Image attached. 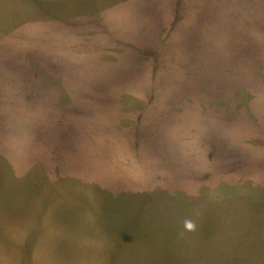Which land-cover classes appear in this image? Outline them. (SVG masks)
<instances>
[{"label":"rangeland","instance_id":"rangeland-1","mask_svg":"<svg viewBox=\"0 0 264 264\" xmlns=\"http://www.w3.org/2000/svg\"><path fill=\"white\" fill-rule=\"evenodd\" d=\"M115 2L0 0V61L36 80L0 72V264H264V170L220 174L207 152L264 159L263 37L250 42L261 68L229 94L245 108L236 115L228 94L188 81L172 59L181 36L160 21L147 47L161 63L144 67L130 50L128 70L121 26L140 43L151 30L144 17L104 14ZM118 69L132 78L121 88L105 83Z\"/></svg>","mask_w":264,"mask_h":264},{"label":"trees","instance_id":"trees-1","mask_svg":"<svg viewBox=\"0 0 264 264\" xmlns=\"http://www.w3.org/2000/svg\"><path fill=\"white\" fill-rule=\"evenodd\" d=\"M140 1L145 7L143 13H132L129 5L130 0H116L114 4L104 10V14L107 11L111 17L114 16L117 19L124 18L127 12L129 18L133 21L139 20L141 24H143L144 17L147 27L151 30L150 34L146 33L149 37L144 38L143 43H140L141 32L139 30L131 24L121 26V32L129 36L127 39L117 40L118 52L122 54L121 60H126V68L131 70L137 66L133 55H130V50L133 53H138L140 64L144 67L146 65L157 67V63H161L159 54H155L152 49L147 47L148 43H153L152 37L157 33L161 24L158 21H160L164 24V29L171 30L173 34L181 36V39L176 40L177 44L174 50L175 52L178 49V55H174L175 57L172 59L183 69L188 81L196 88L198 86L195 84L198 85V82H201L200 89H198L204 90L205 94L215 99L223 98L228 94L225 99L229 100L225 107L236 115L241 109H245L236 104L237 100L234 97L229 98V94L237 86L242 88L243 81L251 78L254 69L256 71L261 68L262 61L256 57L251 48L254 45H251L250 42H252L253 33H259L264 39V0H173L176 6L169 14L163 9L165 0ZM41 5L49 9L46 10L47 13L54 8V4L47 1ZM56 18L57 21L63 22L61 18ZM89 21L88 28L103 27L101 26L102 21ZM144 33L143 31L142 34ZM16 66L19 67L17 80L36 82V80L29 79L28 65L11 62L0 61V72L5 71L1 77L10 76L11 69ZM248 67L249 73H247ZM122 68L125 69L123 66ZM123 69L109 74L105 83L115 84L116 88L125 86L132 78L128 77ZM154 71L156 70L153 69ZM91 92L97 94L99 90L92 86ZM16 101L20 102L18 98ZM26 109H30L35 116L42 113L38 106ZM209 110H214V106L207 107V114H210ZM207 152L208 158L213 161V165L220 174H242L247 171L264 170V159L252 162L246 155L234 150H227V148H224L221 154H216L217 156H214L213 148L211 152L207 148ZM154 153L160 165H170L165 161L167 156ZM56 167L59 165L56 164ZM103 191L125 195L123 188H109ZM112 200L115 202L122 199L112 198ZM102 202L101 208L103 207ZM160 261L159 264H167L163 260Z\"/></svg>","mask_w":264,"mask_h":264},{"label":"clouds","instance_id":"clouds-1","mask_svg":"<svg viewBox=\"0 0 264 264\" xmlns=\"http://www.w3.org/2000/svg\"><path fill=\"white\" fill-rule=\"evenodd\" d=\"M188 227H189V228H191V227H192V225H191V224H189V225H188Z\"/></svg>","mask_w":264,"mask_h":264}]
</instances>
